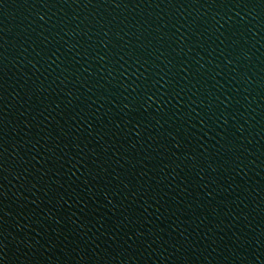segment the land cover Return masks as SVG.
Here are the masks:
<instances>
[{"label":"water","instance_id":"obj_1","mask_svg":"<svg viewBox=\"0 0 264 264\" xmlns=\"http://www.w3.org/2000/svg\"><path fill=\"white\" fill-rule=\"evenodd\" d=\"M0 264H264V0H0Z\"/></svg>","mask_w":264,"mask_h":264}]
</instances>
